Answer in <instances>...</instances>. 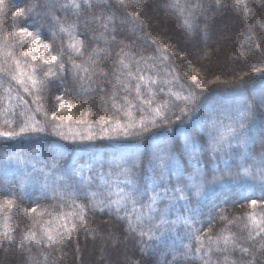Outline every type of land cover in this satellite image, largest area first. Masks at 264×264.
Instances as JSON below:
<instances>
[{"label": "snow or ice", "instance_id": "1", "mask_svg": "<svg viewBox=\"0 0 264 264\" xmlns=\"http://www.w3.org/2000/svg\"><path fill=\"white\" fill-rule=\"evenodd\" d=\"M154 3L155 0H15L12 5L13 22L22 21L23 26L10 30L0 42V138L26 142L28 149L0 152V171L15 177L7 181L10 186L5 188L12 199L0 203L4 220L0 245L27 252L24 264H61L63 256L57 257L55 253L62 252L73 235L81 231L86 238L92 236L101 241L100 264H104V258L110 255L107 246L112 245L115 251L119 237L99 226L89 228V211L115 214L117 219L127 221V233L137 238L139 259L131 260L125 253L123 260L118 255L109 264H190L196 259L201 264H264V133L258 141L260 152L253 154L256 140L249 148L257 118L264 120V89L258 98H245L226 116L215 113L204 130L207 150H198L197 140L203 137L196 116L204 90L217 83L242 88L249 73L233 75L230 81L221 80L218 75L208 80L201 68L187 61L185 76L191 81L189 85L180 83L178 76L167 79L173 71L166 54L171 46L144 31L153 19L149 11ZM235 4H243L244 11H248L245 0H235ZM166 7L182 18L181 26L187 32L203 34L207 39L217 10L225 5L221 0H169ZM7 10L6 0H0V12ZM246 39L251 42L252 36ZM158 41L163 47L145 56L141 46H155ZM254 47L260 49L262 45ZM54 51L58 54H52ZM85 52L87 57L77 63ZM210 54L206 52L205 57ZM177 55L186 58L184 53ZM65 56L71 65L72 80L79 81L81 89L85 84H95L104 92L105 84H111L109 100L121 118H101L99 136L91 124L83 132L72 128L64 131L62 113L72 105L63 96L55 97L58 107L54 104L51 117L44 109L42 93L48 84L57 78L61 85L66 84ZM259 62L264 65V53ZM106 68L110 69L111 79ZM254 72L264 75V67H256ZM21 91L33 98L31 103ZM160 96L164 98L158 100ZM38 114L45 119H37ZM174 121L184 128L175 136L171 135ZM161 126H165L167 135L157 139L150 151L143 149L145 134ZM49 128L60 139L74 143L124 137L136 138L137 144L125 148L118 157L94 160L87 167L91 175H85L84 166L71 158L68 145L57 142L47 154L32 147L39 144L43 139L40 134ZM181 135L184 142L179 147ZM233 142L237 149H233ZM209 152L216 160H222L223 166L209 168ZM223 185L253 193L258 189L260 195L248 201L249 210L243 216L229 219L221 210L219 219L226 224L213 235L211 228H196L199 204ZM28 188L39 189L42 198H48L51 192L56 205L53 211L38 212L39 205L24 209L36 219L32 228L17 234L8 213L15 207L17 192L23 197ZM240 220L244 223L237 235L229 226ZM178 225L185 229L182 234ZM173 233L181 241L188 239L194 243L183 245L181 251L176 240L171 239ZM124 238L128 239V235ZM162 249L163 261L158 258ZM79 250L77 243L76 251ZM169 255L171 260L167 259Z\"/></svg>", "mask_w": 264, "mask_h": 264}, {"label": "trees", "instance_id": "2", "mask_svg": "<svg viewBox=\"0 0 264 264\" xmlns=\"http://www.w3.org/2000/svg\"><path fill=\"white\" fill-rule=\"evenodd\" d=\"M6 3L8 5V10L6 12H0V42L3 41L4 36L7 35L10 30H14L16 27L20 26L21 22H13L12 14L15 12V7L12 5L15 3V0H6ZM221 3H223L225 7L223 9H218L217 15L219 13L225 14L226 11L230 14H235V16L232 15L235 17V20L232 22L233 24H228V34H226L222 44H218L219 46H213V44L219 39V33L222 31V24L224 25L225 22L223 19L217 18L216 15L213 27L208 33V38L205 39L204 36L200 38V36L196 34L187 32L181 26V18L166 7L167 0H155V3L150 5L151 10L149 11V16L153 17V19L150 22V26H145L144 31L151 36H159L165 44L171 46L166 50V54L169 56L167 64L170 65V68L173 70L171 76H178L180 83L185 86L191 83L188 77L185 76V72L188 71L187 61H191L195 67L201 68L202 73L208 80L218 75L221 77V80L230 81L233 75L249 73V76L245 77V84L242 88H238L236 85L230 83L211 84L204 90L203 97H219L228 92L240 90L244 92L245 98L251 99L253 96L258 98L260 91L264 89V75L254 72V68L264 67V65H261L259 62L262 58V53H264V0H245L248 9L247 12L244 11L243 4L237 7L235 0H221ZM249 35L252 36L251 42L246 39ZM255 44H261L262 48H255ZM59 46V41H57V50ZM141 47L144 48L143 54L148 56L155 54V49L157 47H163V45L158 41L155 46L148 47L142 45ZM206 52L211 54L205 57ZM177 53H184L186 58L181 59ZM241 53L244 55H239ZM16 54L18 55L19 52L17 51ZM52 54H58V51H54ZM37 55H39V53H37ZM87 55L88 53L85 52L84 57H78L77 63H79L81 59H85ZM113 59H115V57H113ZM64 63L65 68L70 70L71 66L67 61V56L64 57ZM215 69H217L216 72L213 71ZM44 70H46V68ZM104 70L110 73L109 79H111L110 69L106 68ZM192 74L194 75L195 73H190V75ZM66 78L69 99L65 97V100L72 105L69 111L78 112L82 109L81 106H83L84 111L91 114H98L102 111L101 109L107 107L109 96L113 91L111 84H105L106 91L104 92L99 91L95 84L91 86L85 84L81 93L77 94L76 92L80 88V84H78L79 81L71 82L68 77ZM95 79L100 80L101 78L96 77ZM56 84H59L58 78L53 79L42 93L43 100H45L43 106L48 112H50L55 104ZM2 92L3 90L0 89V94H2ZM21 94L24 95L22 91ZM102 97L103 99H101ZM24 98L29 100V103H31L33 99L27 95H24ZM55 106L58 107V104H55ZM53 110L55 109L53 108ZM214 112L221 113L222 107L214 108ZM62 115L66 116L64 114ZM43 118L44 116L42 114L37 115V119L43 121ZM1 119H3L2 116H0V120ZM172 126L176 127L175 124H172ZM262 133H264V120L257 118L253 126V136L250 137L249 140V148H253V140L257 141L254 146V155L261 150L258 141ZM209 158L213 162L218 161L214 157L212 159L210 153ZM238 189L239 187L237 186L224 185L210 198L200 202V215L197 217L199 222L196 224V228L201 231H207L211 228L213 235H215L226 224V221H221L219 219L218 213H220L221 210H224V213L228 215L229 219H233L235 216H243L247 208ZM9 194L10 193L5 192V188L0 189V203H3L6 195ZM21 199L16 197L15 207L8 213L11 217L9 223L12 228L16 229L17 234L23 229V222L27 221L29 223L35 218V216L26 214L24 211V209H28L26 206L30 204L27 201L28 197H21ZM37 204H41L40 207H42L43 210L47 208L46 204L48 203L46 200H40ZM35 205L36 204L33 206ZM86 219L89 228L99 226L102 231L110 230L119 237V243L115 251L112 250V245L107 246L110 255L104 258V264H109V262L115 260L118 255L119 259L123 260V254L125 253L131 260L140 258V253L136 247L137 238L127 233L123 220L117 219L115 215H108L106 213H100L99 211L95 213L89 211L86 215ZM3 223V215H0V230L3 228ZM243 223V220L236 221L234 226H229V230L240 235ZM125 235H128V239L126 240L124 238ZM77 243L80 249L78 252L76 251ZM189 243H194V241H189L188 239H183L181 241L178 239L176 247L182 251L183 245ZM100 254L101 241L99 239L94 240L92 236L86 238L83 231L74 234L73 239L66 243L62 252H56L57 257L63 256L61 264H100L101 257L97 258L101 256ZM27 258V252L21 253L16 247L9 246L8 244L0 245V264H24ZM215 258L214 256L213 259ZM167 259L171 260L172 256H169ZM190 264L201 263L199 259H196L194 262H190Z\"/></svg>", "mask_w": 264, "mask_h": 264}, {"label": "rangeland", "instance_id": "3", "mask_svg": "<svg viewBox=\"0 0 264 264\" xmlns=\"http://www.w3.org/2000/svg\"><path fill=\"white\" fill-rule=\"evenodd\" d=\"M169 3V0H167V4ZM232 15L235 16V14H230L229 12L225 11V14H221L219 13L217 15V18L219 19H223L224 21V25L222 24V31L221 33H219V39L217 42H215L213 44V46H219L222 44V42L225 40V36L226 34H228V24H233L232 22L235 20V17H233ZM232 16V20L230 19V17ZM181 18V17H180ZM182 20V18H181ZM203 20H200L199 23L203 24ZM20 26H23L22 21L20 22ZM191 34H196V33H191ZM198 36H200V38H203V34H196ZM66 39V38H63ZM219 44V45H218ZM47 55V54H45ZM71 66V65H70ZM219 69V67H218ZM213 71H217V69L213 70ZM66 77L69 78V80H71V82H73L72 80V76H71V69L65 71L64 74ZM193 75V74H192ZM167 79H172V76H168ZM80 84V83H78ZM57 86L55 89V93L56 96H63V98L65 99V97H67L69 99V94L67 92V83L65 85H61L60 82L59 84H56ZM80 87V85H79ZM84 89V88H83ZM81 88H79V90L76 92L77 94L81 93V90H83ZM65 92H67V95H65ZM121 95H123V93H121ZM163 96L158 97L159 99H163ZM245 99V94L243 91H234V92H228L223 96H213V97H203L201 100V107H200V112L197 114L196 116V124L197 127L202 129L201 131V136L203 137V139H198L197 140V148L198 150H200L202 147H204L206 149V145H207V141H208V137L205 134V131L209 126H210V121L212 116L215 114L214 112V108H220L222 107V114L224 116L227 115L228 111H230L231 109H234L239 103H241L243 100ZM43 102H45V100H43ZM119 102V101H117ZM107 107L104 109H101L102 111L99 112L98 114H91L87 111H84V107H82V109H80L78 112H71L69 111V109H66L64 111V123L66 125L64 131L67 133L68 128H72L76 131H80L83 132L87 126L89 124H91L93 126V131L96 132V135L99 136L100 132H99V123H100V119L101 118H105V117H112L113 119H118L121 118L119 115H117V113L115 112L113 106H112V101L109 100L107 102ZM34 107V106H33ZM53 108L55 109V107L53 106ZM53 108H51L50 112H48V117H51V112L53 111ZM107 110V111H105ZM66 112V113H65ZM69 117H71V119H69ZM45 119V117L43 118ZM80 121H84L83 124L80 123ZM2 122V123H1ZM225 123H228V121L225 119ZM173 124H175L176 127H173V131L171 133V135H176L177 132H183L184 128L182 125H180L179 121H174ZM3 126V119L0 120V127ZM165 126H161L160 129H156L153 130L150 133H147V135L145 134V138L142 140V148L143 149H147V150H151L153 144L156 142L157 139L163 138L165 135H167V133H165L164 131ZM43 139H41L39 141L38 145H32V147H38L41 151V153L47 154L49 151L50 147H55L57 142L59 144L62 145H68L69 146V152L71 153V158L75 161H77L80 165L84 166L85 168V175H91V173L87 172V167L92 164V162L94 160H98L100 158H104V159H112L113 157H118L119 154L121 153V151H123L125 148L127 147H133L137 144V140L136 138H124V137H120L118 139H97L96 141L93 142H85L83 144L79 143V142H71V141H64L62 139H60V137L52 134L51 132V128H49V130L46 133H42L40 134ZM183 142H184V137L181 135L178 138V145L179 147L183 146ZM25 148L26 150L28 149V145L26 142L21 143L19 142V140H13V141H6L2 138H0V152L5 151V150H12L14 151L16 148ZM233 149H237V145L235 144V142H233L232 145ZM207 150V149H206ZM210 153V152H209ZM212 157V156H211ZM213 159V157H212ZM249 163H251V161H248ZM223 166L222 160L220 161H211V163H209L208 167L209 168H215L217 165ZM15 177L12 176L11 174H9L8 176H5L3 171H0V189L3 188H7L10 185L7 184V181L9 180H14ZM98 182V181H97ZM224 186V185H223ZM222 187V186H221ZM93 190H96L95 188ZM239 193L240 196L242 198V200L246 203V212L249 210L247 207L248 201L250 199H258L259 198V190L257 189L255 191V193H253L252 191L249 190H244L241 189L239 187ZM6 193H10L9 191H6ZM19 195V196H18ZM28 197L27 201L30 203L28 204L29 206H26L27 208H31L33 207L34 204L36 205H41V204H37L40 200H46L48 204H46L47 206V210L48 211H53L54 206L56 205V201L53 200L51 198L52 194L51 192L48 193V198H42V193L39 189H33V188H28L26 189L23 197ZM16 197H18L19 199H21L19 192H17ZM5 199H11V195H6ZM3 200V201H4ZM22 200V199H21ZM203 200L206 199H202L200 202H202ZM81 202H85V201H81ZM183 203V202H181ZM42 210V207L38 208V212ZM257 211L259 212L260 210L257 209ZM106 213V212H105ZM107 214V213H106ZM115 215V214H113ZM48 217L45 216V219H47ZM35 219H32L29 223L27 221L23 222V229L25 228H32ZM125 227L127 229V221L123 220ZM180 234H182L185 229L183 228L182 225H178ZM20 232V231H19ZM171 239H175L176 240V246L178 244V239H177V233H173L171 235ZM58 247V246H57ZM163 249L161 250L158 258L163 261L164 260V255H163ZM56 255V253H55ZM101 255V254H100ZM171 256V255H169ZM168 256V257H169ZM101 256H98L97 258H99ZM167 257V258H168ZM201 263V262H200Z\"/></svg>", "mask_w": 264, "mask_h": 264}]
</instances>
